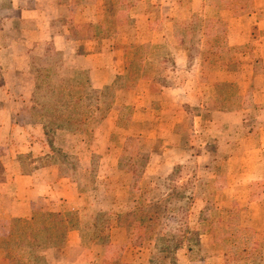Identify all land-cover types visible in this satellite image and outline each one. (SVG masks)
<instances>
[{"label": "rangeland", "instance_id": "374dc122", "mask_svg": "<svg viewBox=\"0 0 264 264\" xmlns=\"http://www.w3.org/2000/svg\"><path fill=\"white\" fill-rule=\"evenodd\" d=\"M250 2L0 0V218L47 180L37 175L48 167L80 195L70 210L32 206L30 219L1 218L0 264L17 253L12 241L24 225L11 235L13 221L49 213L68 222L42 250L63 247L74 226L86 244L107 245L95 264H253L235 260L236 240L224 233L237 225L264 237V94L255 96L264 63L254 43L229 45L218 15L230 7L245 13ZM182 5L196 8L184 21ZM171 21L176 45L142 43L149 31L167 38ZM103 51L116 53L117 75L99 87L73 63ZM209 73L221 74L213 82ZM141 80L155 81L151 98L142 95L147 87L135 88ZM161 86L187 88L189 98L169 106ZM115 223L127 230L118 244Z\"/></svg>", "mask_w": 264, "mask_h": 264}, {"label": "crops", "instance_id": "0c3cea01", "mask_svg": "<svg viewBox=\"0 0 264 264\" xmlns=\"http://www.w3.org/2000/svg\"><path fill=\"white\" fill-rule=\"evenodd\" d=\"M250 8L245 9V13H237L234 8H224L218 11V15L227 23L228 25V42L230 46H242L250 44L251 42L257 46V49L254 51L257 53L256 58H259L264 63V34L261 32L264 30V23L262 19V12L264 11V0H251L249 3ZM252 7V8H251ZM177 11L186 13L185 19L187 20L188 16L193 15L196 11L195 6L192 8L187 5H182ZM173 17V16H172ZM142 22H144V16H140ZM145 21L149 24V16L145 17ZM173 22L171 21V29H169V36L171 40L166 36V33L161 32L160 30L149 31L147 32L148 36L145 42L142 43H152V44H170L174 43L176 39V34L173 32ZM88 23V22H86ZM174 40L173 42H170ZM131 43V41L125 42V44ZM136 43H139L137 41ZM176 45V42H175ZM115 55L116 53L110 51H103L101 53H94L87 56H77L74 60L73 67L76 69L87 71L91 77L92 82H101L99 87L107 86L113 82V78L116 77L117 66L115 65ZM124 68V67H123ZM221 73H209L206 76L213 82L216 81L217 77ZM264 76V74H263ZM222 81H229L224 79H218L217 83ZM154 80H141L135 88L147 87L146 92H142L143 97H150V89L154 84ZM250 83V82H249ZM97 87V86H95ZM134 88V89H135ZM253 90L252 86H247L243 91V94L246 91ZM255 90V89H254ZM253 90V91H254ZM187 88L184 87H169L161 86L159 93L166 97L167 105L175 107L178 101H181L184 98L185 94L189 98ZM257 94H264V88L259 90ZM137 92V90H136ZM128 93V92H127ZM242 93V92H241ZM264 97V95H261ZM128 97L123 99L121 102L117 101L115 103V108L119 109L117 113H120V108L123 105H129L131 99L128 100ZM151 98V97H150ZM142 108V107H137ZM233 114H236L235 112ZM230 117V115H226ZM177 137V136H175ZM58 168L48 167L39 171L37 176L46 177L47 180L41 181L36 184L35 189H28L23 191L22 195L19 196L13 202L12 210L7 211L6 215H2L1 218L8 219H30L35 211V206H39L38 211H60L59 207L63 204L67 209H72L76 207L79 200V193L77 188L69 183L65 182L63 179H60L58 174ZM122 172V171H121ZM125 172V171H124ZM29 192V193H27ZM37 202V203H36ZM73 205V206H72ZM33 206V211L31 207ZM58 207V209H53ZM97 211H108V210H97ZM0 218V219H1ZM127 235V230L124 227H119L117 223L113 224L111 227V242L118 244L117 239L119 237H125ZM104 243L92 242L86 244L83 242V234L81 230H73L67 234L66 245L61 248H55L47 252L48 263L49 264H95L101 262L104 259L106 247ZM53 256V261L49 259ZM7 264H10V261L6 260Z\"/></svg>", "mask_w": 264, "mask_h": 264}, {"label": "trees", "instance_id": "16d2710c", "mask_svg": "<svg viewBox=\"0 0 264 264\" xmlns=\"http://www.w3.org/2000/svg\"><path fill=\"white\" fill-rule=\"evenodd\" d=\"M222 24V22H220ZM229 84H226V86ZM133 213H130L126 216V218L132 216ZM38 217V218H37ZM40 217V218H39ZM65 217L61 213H49L46 215L43 214H35V216L30 220H14L13 225L11 228V235H16L15 229L17 228L18 224L23 223V227L21 232L15 236L12 241V247H14L16 254H11L7 256L10 259L11 264H43L45 261V250H49L45 248L43 244L45 241H50L53 239L54 234H52V229L60 230L67 224L68 220H64ZM45 218H53L55 222H53V227L46 228L44 223L36 224L35 222L37 219L39 221L44 220ZM227 218V217H225ZM233 218H228V220H232ZM153 218H148V221L151 222ZM142 223V222H141ZM143 224V223H142ZM120 225L123 223L120 220ZM67 231L65 232V239L63 246L66 245L67 241V234L73 230H79L77 227H67ZM43 231L49 232L45 238H42L41 235ZM233 234L224 233L227 235L225 239H232L231 244H233V240L237 245L236 249L231 248L233 251V255L235 260L237 258H243L245 262L253 263V264H264V237L263 238H256V233L249 234L248 231L240 229L237 225L235 228H232ZM13 233V234H12ZM102 240V239H100ZM96 240L94 242L103 243V240ZM6 246V242L3 243ZM50 244V243H49ZM48 244V245H49ZM172 250V249H171ZM169 252V251H165ZM242 254V255H241ZM241 255V256H239ZM22 256L26 257V260H23ZM25 261L27 263H25Z\"/></svg>", "mask_w": 264, "mask_h": 264}]
</instances>
